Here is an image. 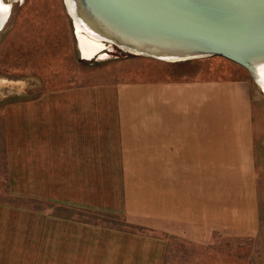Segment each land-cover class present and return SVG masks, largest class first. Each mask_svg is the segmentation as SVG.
I'll list each match as a JSON object with an SVG mask.
<instances>
[{
  "label": "crops",
  "instance_id": "1",
  "mask_svg": "<svg viewBox=\"0 0 264 264\" xmlns=\"http://www.w3.org/2000/svg\"><path fill=\"white\" fill-rule=\"evenodd\" d=\"M4 112L0 264H224L215 238L258 232L244 78L114 79Z\"/></svg>",
  "mask_w": 264,
  "mask_h": 264
},
{
  "label": "rangeland",
  "instance_id": "2",
  "mask_svg": "<svg viewBox=\"0 0 264 264\" xmlns=\"http://www.w3.org/2000/svg\"><path fill=\"white\" fill-rule=\"evenodd\" d=\"M10 13L0 29V168L4 109L20 97L31 99L67 87L94 86L110 80L158 78H244L253 95L257 145L259 229L254 236L215 238L211 246L228 250L224 264H264V92L243 66L220 55L178 62L131 54L109 47L98 58L80 56L75 29L63 0H2ZM7 116L12 115L6 113ZM12 118V117H11ZM0 177V195L4 194ZM119 229L146 231L122 216L84 215ZM183 248L189 247L182 245ZM227 259V263L226 260Z\"/></svg>",
  "mask_w": 264,
  "mask_h": 264
},
{
  "label": "water",
  "instance_id": "3",
  "mask_svg": "<svg viewBox=\"0 0 264 264\" xmlns=\"http://www.w3.org/2000/svg\"><path fill=\"white\" fill-rule=\"evenodd\" d=\"M72 1L75 12L63 3L74 29L73 14L105 30L100 32L105 50L165 62L220 55L246 68L257 84L264 83V0ZM75 36L80 56L87 59L76 31Z\"/></svg>",
  "mask_w": 264,
  "mask_h": 264
},
{
  "label": "bare ground",
  "instance_id": "4",
  "mask_svg": "<svg viewBox=\"0 0 264 264\" xmlns=\"http://www.w3.org/2000/svg\"><path fill=\"white\" fill-rule=\"evenodd\" d=\"M69 9L76 11L77 6L73 5V1L66 0ZM75 6V7H74ZM10 13V6L4 5L2 0H0V24L8 17ZM86 13V12H85ZM87 14V13H86ZM75 20V31L79 41H81L80 49L82 55L87 59L95 58L96 56L100 57L103 54V51L106 48V44L100 39V35L105 30L99 29L94 23L92 27L89 26L83 19L76 18V15L73 14ZM86 27V28H85ZM101 32V33H100ZM95 53V54H94ZM258 85L261 90L264 92V83Z\"/></svg>",
  "mask_w": 264,
  "mask_h": 264
}]
</instances>
